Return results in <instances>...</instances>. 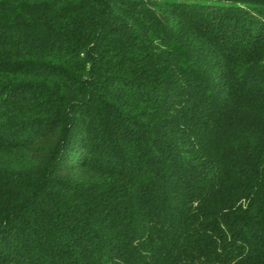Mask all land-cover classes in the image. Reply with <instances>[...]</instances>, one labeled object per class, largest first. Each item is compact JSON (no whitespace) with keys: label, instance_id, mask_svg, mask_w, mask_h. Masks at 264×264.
<instances>
[{"label":"trees","instance_id":"trees-1","mask_svg":"<svg viewBox=\"0 0 264 264\" xmlns=\"http://www.w3.org/2000/svg\"><path fill=\"white\" fill-rule=\"evenodd\" d=\"M0 264H264V0H0Z\"/></svg>","mask_w":264,"mask_h":264}]
</instances>
